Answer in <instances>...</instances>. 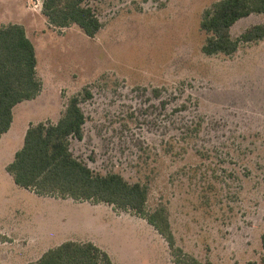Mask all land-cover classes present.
<instances>
[{
  "label": "rangeland",
  "instance_id": "374dc122",
  "mask_svg": "<svg viewBox=\"0 0 264 264\" xmlns=\"http://www.w3.org/2000/svg\"><path fill=\"white\" fill-rule=\"evenodd\" d=\"M220 1L91 0L102 23L92 38L52 26L43 0H0V27L25 28L43 83L15 107L13 127L55 123L82 94L77 159L146 186L148 210H166L177 247L201 264H264V39L206 55L201 24ZM259 24L264 14L243 18L232 35ZM21 146L0 150L1 262L34 263L72 240L93 241L115 264H176L181 255L131 212L18 186L5 162Z\"/></svg>",
  "mask_w": 264,
  "mask_h": 264
},
{
  "label": "trees",
  "instance_id": "16d2710c",
  "mask_svg": "<svg viewBox=\"0 0 264 264\" xmlns=\"http://www.w3.org/2000/svg\"><path fill=\"white\" fill-rule=\"evenodd\" d=\"M91 0H43L42 13L56 28L78 25L87 36L95 37L102 23ZM264 14V0H222L206 13L201 27L208 34L203 52L208 55L236 53L241 43L264 39V25H255L234 38L232 29L243 18ZM37 53L25 28L20 24L0 27V139L14 120V108L36 99L43 89L37 72ZM81 95L73 96L57 122L30 124L23 147L7 166L14 182L43 197L104 203L115 210L131 212L146 220L167 241L176 255V264H201L177 247L164 208L148 210V188L130 183L122 175L95 173L77 159L70 149V139L84 138L86 116L80 106ZM86 91V98H91ZM4 236L0 234V242ZM264 246V237H263ZM178 252V253H177ZM183 256V257H182ZM188 260V261H187ZM2 264V263H0ZM29 264H115L110 255L93 242L66 241L49 249ZM247 264H259L249 261Z\"/></svg>",
  "mask_w": 264,
  "mask_h": 264
},
{
  "label": "crops",
  "instance_id": "0c3cea01",
  "mask_svg": "<svg viewBox=\"0 0 264 264\" xmlns=\"http://www.w3.org/2000/svg\"><path fill=\"white\" fill-rule=\"evenodd\" d=\"M15 24H17V23H15ZM37 98H39V96L37 97ZM36 98V99H37ZM34 100V99H33ZM19 105V104H18ZM15 109V108H14ZM14 112V111H13ZM14 118H15V116H14ZM60 119V118H59ZM44 121H46V120H44ZM42 122V121H41ZM37 124V123H34V122H30L29 123V126H30V124ZM39 123V122H38ZM13 125H14V120H13V122H12V126H11V128H10V130L8 131V132H6L5 134H3L2 135V137H1V139H0V150H1V147H3V148H5V147H9L10 145H11V143H13V142H15V141H18V140H21V142H22V146H21V148L23 147V145H24V140H25V135H26V132H27V130H28V128H29V126L27 127V128H25L24 129V131H23V133L22 134H20V132H15V129H14V127H13ZM20 148V149H21ZM7 149H9V148H7ZM20 149H18V150H16V151H12L11 153H9L8 151H6V154L8 153V155L10 156V158L8 159V161L7 162H5L6 164H5V167H6V170H7V166L11 163V162H13V160H14V158H15V155H16V153H17V151H19ZM3 153H4V151H3ZM8 172V171H7ZM32 192V191H31ZM34 193V192H33ZM35 194V193H34ZM37 195V194H36ZM43 197V196H42ZM66 200V199H65ZM72 200V199H71ZM74 202H77V201H74ZM77 203H80V202H77ZM89 203H91V202H89ZM93 204V203H92ZM94 205H98V204H94ZM0 234L1 235H3V236H6L5 235V233H1L0 232ZM90 242H93V241H90ZM94 243V242H93ZM0 244H4V243H0ZM94 244H96V243H94ZM97 245V244H96ZM98 246V245H97ZM100 247V246H99ZM101 248V247H100ZM51 249V248H50ZM101 249H103V248H101ZM49 249H47L45 252H47ZM104 250V249H103ZM104 251H106V250H104ZM107 252V251H106ZM108 253V252H107ZM44 254V253H43ZM43 254H41L40 255V257H38V259H40L42 256H43ZM109 254V253H108ZM110 255V254H109ZM110 257H111V259H112V256L110 255ZM113 260V262H114V259H112ZM0 263H2V264H8L7 262L5 263V262H1L0 261ZM115 263V262H114Z\"/></svg>",
  "mask_w": 264,
  "mask_h": 264
}]
</instances>
